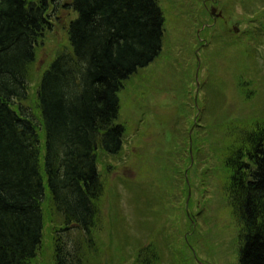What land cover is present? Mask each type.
<instances>
[{
  "label": "rangeland",
  "instance_id": "374dc122",
  "mask_svg": "<svg viewBox=\"0 0 264 264\" xmlns=\"http://www.w3.org/2000/svg\"><path fill=\"white\" fill-rule=\"evenodd\" d=\"M159 2L163 51L118 92L124 143L118 155L97 154L103 191L94 227L56 232L60 217L44 209L33 264H53L55 233L84 264H143L151 252V264H237L240 226L223 157L264 123V0ZM74 16L59 8L36 47L23 102L35 118L40 75L70 51Z\"/></svg>",
  "mask_w": 264,
  "mask_h": 264
},
{
  "label": "trees",
  "instance_id": "16d2710c",
  "mask_svg": "<svg viewBox=\"0 0 264 264\" xmlns=\"http://www.w3.org/2000/svg\"><path fill=\"white\" fill-rule=\"evenodd\" d=\"M159 3L0 0V264H33L44 209L60 217L56 232L94 227L103 191L97 154L121 152L118 92L163 51ZM59 8L75 13L66 27L70 51L58 52L42 71L35 118L23 105L29 68ZM223 158L227 198L240 226L237 264H264V123ZM52 243L53 264H84L60 234ZM154 258L147 253L142 262Z\"/></svg>",
  "mask_w": 264,
  "mask_h": 264
},
{
  "label": "water",
  "instance_id": "95a60500",
  "mask_svg": "<svg viewBox=\"0 0 264 264\" xmlns=\"http://www.w3.org/2000/svg\"><path fill=\"white\" fill-rule=\"evenodd\" d=\"M212 11H214V10L212 9Z\"/></svg>",
  "mask_w": 264,
  "mask_h": 264
}]
</instances>
